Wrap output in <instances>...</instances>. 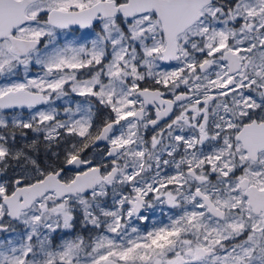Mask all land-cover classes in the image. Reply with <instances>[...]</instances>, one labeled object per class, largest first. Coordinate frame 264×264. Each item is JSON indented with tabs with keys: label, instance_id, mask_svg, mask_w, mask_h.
<instances>
[{
	"label": "snow or ice",
	"instance_id": "6c2138e0",
	"mask_svg": "<svg viewBox=\"0 0 264 264\" xmlns=\"http://www.w3.org/2000/svg\"><path fill=\"white\" fill-rule=\"evenodd\" d=\"M0 264H264V0H0Z\"/></svg>",
	"mask_w": 264,
	"mask_h": 264
},
{
	"label": "rangeland",
	"instance_id": "374dc122",
	"mask_svg": "<svg viewBox=\"0 0 264 264\" xmlns=\"http://www.w3.org/2000/svg\"><path fill=\"white\" fill-rule=\"evenodd\" d=\"M33 74L35 73L33 72ZM56 104L59 106L62 104V102L58 101L56 102ZM149 197L151 201L152 194H150ZM158 203L159 202L153 201V207L147 208V210L143 214V216L147 218L146 220L141 221L137 219L136 217L131 218L129 227H136L143 234L151 230L153 227H159V226H163L164 224L169 223L170 222L169 219H166L164 217L163 215L164 213L159 208Z\"/></svg>",
	"mask_w": 264,
	"mask_h": 264
},
{
	"label": "flooded vegetation",
	"instance_id": "af4514ba",
	"mask_svg": "<svg viewBox=\"0 0 264 264\" xmlns=\"http://www.w3.org/2000/svg\"><path fill=\"white\" fill-rule=\"evenodd\" d=\"M74 99H79L78 97H74ZM58 102V101H57ZM146 135V137H150L151 136V132H148V133H146L145 134ZM101 147H103V146H101ZM173 171V169H171V168H169V169H167V172L168 173H171ZM147 200H150V197H148V198H146ZM158 206H159V208L161 209V211L164 213L163 215H164V217L166 218V219H169V217L171 216V215H174L175 213H176V211L177 210H175V209H172V208H170L167 204H163V203H158ZM147 210V208H145V211ZM145 211H144V213H145ZM144 213H142L141 215H143Z\"/></svg>",
	"mask_w": 264,
	"mask_h": 264
},
{
	"label": "water",
	"instance_id": "95a60500",
	"mask_svg": "<svg viewBox=\"0 0 264 264\" xmlns=\"http://www.w3.org/2000/svg\"><path fill=\"white\" fill-rule=\"evenodd\" d=\"M101 146H102V145H101ZM142 211H143V209L141 210V212H142ZM141 212H140V213H141Z\"/></svg>",
	"mask_w": 264,
	"mask_h": 264
}]
</instances>
